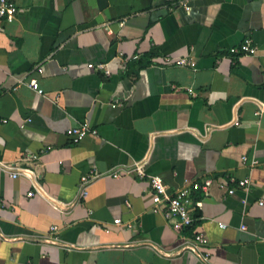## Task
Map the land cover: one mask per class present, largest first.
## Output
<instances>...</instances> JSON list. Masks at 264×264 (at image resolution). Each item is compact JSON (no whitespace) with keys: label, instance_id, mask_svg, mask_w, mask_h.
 Wrapping results in <instances>:
<instances>
[{"label":"crops","instance_id":"0c3cea01","mask_svg":"<svg viewBox=\"0 0 264 264\" xmlns=\"http://www.w3.org/2000/svg\"><path fill=\"white\" fill-rule=\"evenodd\" d=\"M13 1L19 13L0 21V162L36 178L0 167V264H264V0ZM247 38L257 54L230 55ZM32 78L44 95L19 85ZM84 123L97 135L74 144L66 133ZM136 163L170 192L212 181L192 231L152 211L147 180L109 176ZM92 170L103 177L80 198ZM232 177H250L249 192ZM198 232L208 262L188 247Z\"/></svg>","mask_w":264,"mask_h":264},{"label":"built area","instance_id":"2783aa9c","mask_svg":"<svg viewBox=\"0 0 264 264\" xmlns=\"http://www.w3.org/2000/svg\"><path fill=\"white\" fill-rule=\"evenodd\" d=\"M181 2H184L182 0ZM187 11L190 10V7L187 4ZM19 13V9L16 3L13 0H0V21L7 20L12 21L15 19L17 14ZM258 51L257 46L254 44V41L251 38L245 39L239 46L232 47L229 49L230 55L234 57L246 56V55H256ZM165 62L169 65L178 66V67H189L195 68L196 63L188 58H179V59H171L167 57ZM92 69L96 70H104L105 65L100 64L97 66L90 65ZM39 73L43 72V68L39 67ZM28 85L33 91L38 93L39 95H44V90L41 88L39 81L35 78L30 79L29 81H24L23 79L19 80V85ZM189 94L194 95V89L187 88ZM113 107H117V105H113ZM264 111V106L261 108V112ZM239 125V123H235ZM97 130L92 129L88 123H84L82 125L72 127L68 129L67 136L74 144H79L84 141L88 136H96ZM51 148H47L46 150H50ZM41 153H45V149L41 151ZM40 157L39 154H33L29 158L30 160H38ZM28 160V159H27ZM242 162L245 166L250 169H254L259 166V160L256 158H249L248 156H244L242 158ZM0 167L2 170L9 173V175L13 179H18L19 177H29L30 179L36 178V175L33 171L21 168L17 165L5 164L0 162ZM124 175H134L141 180H147L149 183L151 195H152V211L154 213H161L164 215L165 219L169 222L171 227L177 231L182 232L190 227H192L197 221L196 214L203 209V196L206 197L209 194V188L212 185V181L206 180L204 183L198 182H185L184 185L177 189L175 192H170L167 185L165 184L162 177L157 175H150L147 173L145 166L140 163H136L131 168H118L115 169L112 173H110V177L119 179ZM103 175L99 174L97 171L92 170L89 173L83 175L80 178L79 185V196L80 198H85L89 195V188L92 184L98 179L102 178ZM230 182L235 184L236 187L244 190L245 192H249L251 186L250 177L237 180L235 178H230ZM222 189H227L226 185L223 183L220 185ZM236 188H229L227 190L229 195H232L235 192ZM201 192L202 197H195V193ZM35 195V191H31L28 193L29 197H33ZM52 205L56 209H68L69 204L62 203L55 199H51ZM243 205H247V200H243ZM261 206L264 205L263 201L259 203ZM114 224L117 226L123 225V222L120 219L114 221ZM221 229H225L226 225L220 223ZM242 229H246V227H242ZM108 233L109 230L106 229ZM58 234L59 228L57 226H53L50 228L49 233L46 235V238L52 243L58 242ZM208 240L205 235L201 232L195 233L194 238L191 244L188 246L189 249L197 254L202 261L208 262L210 258L209 252H204L203 248L207 247Z\"/></svg>","mask_w":264,"mask_h":264},{"label":"trees","instance_id":"16d2710c","mask_svg":"<svg viewBox=\"0 0 264 264\" xmlns=\"http://www.w3.org/2000/svg\"><path fill=\"white\" fill-rule=\"evenodd\" d=\"M142 60H144V61H146V62H143ZM142 60L140 61V63H142V67H143V68L147 67V66L150 64L149 61H148L147 59H142ZM193 228H194V226H192V227H190V228H188V229H186V230H184V231H186V232H190V231L193 230Z\"/></svg>","mask_w":264,"mask_h":264}]
</instances>
